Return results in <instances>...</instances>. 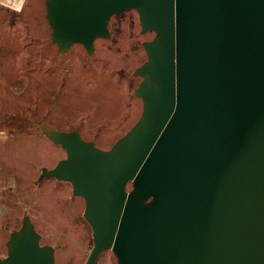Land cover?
Returning <instances> with one entry per match:
<instances>
[{
  "label": "water",
  "instance_id": "1",
  "mask_svg": "<svg viewBox=\"0 0 264 264\" xmlns=\"http://www.w3.org/2000/svg\"><path fill=\"white\" fill-rule=\"evenodd\" d=\"M50 41L66 59L137 12L145 60L133 125L109 148L77 128L38 127L65 156L38 180L71 184L92 247L117 264H264V0H44ZM28 214L0 264H55Z\"/></svg>",
  "mask_w": 264,
  "mask_h": 264
},
{
  "label": "rangeland",
  "instance_id": "2",
  "mask_svg": "<svg viewBox=\"0 0 264 264\" xmlns=\"http://www.w3.org/2000/svg\"><path fill=\"white\" fill-rule=\"evenodd\" d=\"M5 2V1H4ZM111 36L97 38L92 53L74 43L65 60L50 41L44 0H25L20 12L0 4V257L24 214L54 246L55 264H83L92 247L84 201L71 184L46 176L65 156L38 127L77 128L85 139L109 148L137 120L142 102L133 93V70L146 58L137 12L110 17ZM96 264H117L110 249Z\"/></svg>",
  "mask_w": 264,
  "mask_h": 264
},
{
  "label": "clouds",
  "instance_id": "3",
  "mask_svg": "<svg viewBox=\"0 0 264 264\" xmlns=\"http://www.w3.org/2000/svg\"><path fill=\"white\" fill-rule=\"evenodd\" d=\"M4 0H0V4H3ZM25 0H11V8L16 12H20L23 9Z\"/></svg>",
  "mask_w": 264,
  "mask_h": 264
},
{
  "label": "built area",
  "instance_id": "4",
  "mask_svg": "<svg viewBox=\"0 0 264 264\" xmlns=\"http://www.w3.org/2000/svg\"><path fill=\"white\" fill-rule=\"evenodd\" d=\"M4 4H6L7 6L11 7V0H4Z\"/></svg>",
  "mask_w": 264,
  "mask_h": 264
},
{
  "label": "flooded vegetation",
  "instance_id": "5",
  "mask_svg": "<svg viewBox=\"0 0 264 264\" xmlns=\"http://www.w3.org/2000/svg\"><path fill=\"white\" fill-rule=\"evenodd\" d=\"M18 228V227H17ZM41 243V242H40Z\"/></svg>",
  "mask_w": 264,
  "mask_h": 264
}]
</instances>
